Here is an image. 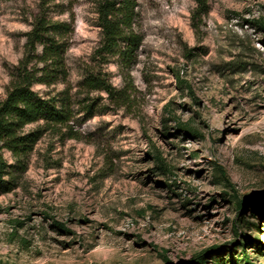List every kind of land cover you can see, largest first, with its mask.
<instances>
[{"label": "rangeland", "instance_id": "374dc122", "mask_svg": "<svg viewBox=\"0 0 264 264\" xmlns=\"http://www.w3.org/2000/svg\"><path fill=\"white\" fill-rule=\"evenodd\" d=\"M207 2L196 30L195 0H138L136 61L105 66L117 88L131 80L135 106L115 109L93 92L103 109L76 123L81 139L47 133L26 170L15 168L0 191V264H193L215 246L264 264L255 241L264 245V201L245 203L264 198V0ZM38 4L0 0V100ZM49 15L74 27L67 64L77 87L101 40L95 6L58 0Z\"/></svg>", "mask_w": 264, "mask_h": 264}, {"label": "trees", "instance_id": "16d2710c", "mask_svg": "<svg viewBox=\"0 0 264 264\" xmlns=\"http://www.w3.org/2000/svg\"><path fill=\"white\" fill-rule=\"evenodd\" d=\"M57 1L39 0L32 27L25 34L23 56L11 71L10 86L5 98L0 100V191L3 192L9 191L16 170H26L31 153L45 134L60 139H81L76 123L94 117L103 109L99 99L92 96L93 92L106 93L115 109H131L135 106L131 80L127 79L126 87L117 88L105 66L112 57L118 56V66L130 70L137 59L143 41V35L136 26L138 0H90L95 6L101 40L90 62L83 66V78L77 87L70 80L67 64L74 27L71 21L49 15ZM195 1L197 6L192 20L197 30L200 27L198 23L208 10V2ZM176 78L182 82L179 73ZM55 84H62L63 88H51ZM36 85L48 88L40 91L35 88ZM3 150L11 153L14 164L8 163ZM156 159L164 173H174L163 158L157 156ZM11 167L13 170H10ZM235 198L237 207L241 208L244 199ZM263 201V197L253 195L245 203L261 210ZM246 238L251 240L249 236ZM255 241L262 252L264 245L260 240ZM209 255L216 256L215 264H238L239 260L242 264H257L246 249H243L242 258H239L235 256L233 248L224 246L211 247L197 254L192 262L207 264Z\"/></svg>", "mask_w": 264, "mask_h": 264}]
</instances>
